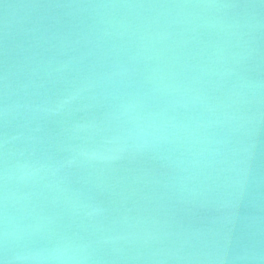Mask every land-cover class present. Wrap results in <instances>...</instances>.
I'll return each instance as SVG.
<instances>
[{
	"label": "water",
	"instance_id": "95a60500",
	"mask_svg": "<svg viewBox=\"0 0 264 264\" xmlns=\"http://www.w3.org/2000/svg\"><path fill=\"white\" fill-rule=\"evenodd\" d=\"M0 264H264V0H0Z\"/></svg>",
	"mask_w": 264,
	"mask_h": 264
}]
</instances>
